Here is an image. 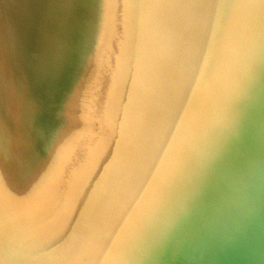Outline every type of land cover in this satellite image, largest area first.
Masks as SVG:
<instances>
[{
    "label": "water",
    "instance_id": "1",
    "mask_svg": "<svg viewBox=\"0 0 264 264\" xmlns=\"http://www.w3.org/2000/svg\"><path fill=\"white\" fill-rule=\"evenodd\" d=\"M0 264H264V0H124L106 91L24 196L0 183Z\"/></svg>",
    "mask_w": 264,
    "mask_h": 264
},
{
    "label": "rangeland",
    "instance_id": "2",
    "mask_svg": "<svg viewBox=\"0 0 264 264\" xmlns=\"http://www.w3.org/2000/svg\"><path fill=\"white\" fill-rule=\"evenodd\" d=\"M123 28L124 0H0V183L12 198L25 195L106 91ZM74 57L76 79L58 115V85Z\"/></svg>",
    "mask_w": 264,
    "mask_h": 264
},
{
    "label": "bare ground",
    "instance_id": "3",
    "mask_svg": "<svg viewBox=\"0 0 264 264\" xmlns=\"http://www.w3.org/2000/svg\"><path fill=\"white\" fill-rule=\"evenodd\" d=\"M51 107V106H50ZM48 108V107H47ZM49 109V108H48Z\"/></svg>",
    "mask_w": 264,
    "mask_h": 264
}]
</instances>
